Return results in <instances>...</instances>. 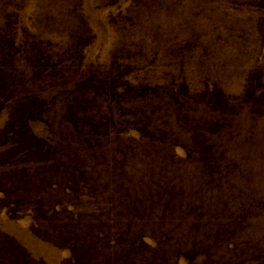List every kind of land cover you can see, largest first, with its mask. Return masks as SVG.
Returning <instances> with one entry per match:
<instances>
[{
  "label": "rangeland",
  "instance_id": "374dc122",
  "mask_svg": "<svg viewBox=\"0 0 264 264\" xmlns=\"http://www.w3.org/2000/svg\"><path fill=\"white\" fill-rule=\"evenodd\" d=\"M0 264H264V0H0Z\"/></svg>",
  "mask_w": 264,
  "mask_h": 264
}]
</instances>
